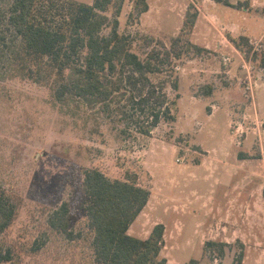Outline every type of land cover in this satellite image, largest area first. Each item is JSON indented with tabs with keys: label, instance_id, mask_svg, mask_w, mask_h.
Instances as JSON below:
<instances>
[{
	"label": "rangeland",
	"instance_id": "obj_1",
	"mask_svg": "<svg viewBox=\"0 0 264 264\" xmlns=\"http://www.w3.org/2000/svg\"><path fill=\"white\" fill-rule=\"evenodd\" d=\"M160 1V8L152 16L154 25L146 19L142 24L135 0H125L119 16V30L128 35L132 51L141 58L153 49L162 52L164 71L152 78L168 80L170 96L180 95L176 120L162 121L145 135L97 105L57 101L49 84L31 77L20 56L21 39L7 22L11 1L0 0V194L15 209L12 223L0 235V252L10 250L13 259L2 264H99L94 231L82 208L87 168L100 169L112 178L136 172L140 183L153 188L142 218L129 232L147 237L155 222L164 223L160 256L167 259L166 264H187L192 258L199 264H236L240 240L227 243L221 253L220 245L207 242H226L214 232L222 231L225 224H213L209 216L198 222L196 215L183 206L199 209V199L214 197L224 202V177L217 181L209 171L216 156L212 153L205 157L203 148L235 146L233 125L245 118L241 107L235 105L230 106L236 112L232 119L224 108L209 115L205 97L206 91L217 84L219 93L225 87L233 88L234 100L241 95L249 98L240 56L233 46L195 43L194 27L182 29L187 19L182 17V7L188 0ZM114 9L107 13L111 16ZM196 10L191 3L185 14ZM214 28L215 37H223L225 31ZM178 37L180 41L174 44ZM173 44L181 56L166 58L165 50L172 51ZM243 48L237 47L239 51ZM263 53L255 60L256 79L263 69L259 61ZM225 55L232 56L231 64H224ZM175 76L177 90L169 81ZM255 101L256 111L264 119V85H256ZM254 108L251 100L248 111L254 114ZM123 128L130 133H123ZM65 208L70 225L68 232H61L51 226L50 218L56 210Z\"/></svg>",
	"mask_w": 264,
	"mask_h": 264
},
{
	"label": "trees",
	"instance_id": "obj_2",
	"mask_svg": "<svg viewBox=\"0 0 264 264\" xmlns=\"http://www.w3.org/2000/svg\"><path fill=\"white\" fill-rule=\"evenodd\" d=\"M10 1L7 22L21 39L20 56L24 66L37 82L50 85L57 101H72L76 106L97 105L107 115H118L145 135L162 121L176 120L180 95L170 96L168 80L152 78L164 71L162 52L153 49L141 58L132 51L128 35L119 30V16L125 0H94L93 3L81 0ZM215 1L246 7L250 0L236 4L231 0ZM111 7L115 9L110 16L107 12ZM148 9L147 0H135L137 14ZM197 15V10L187 14L182 29L191 30ZM106 28H110L107 33ZM232 40L239 48L250 45L245 36ZM173 41L178 44L180 37ZM174 44L171 48L174 52L165 50L166 58L172 54L177 58L181 56ZM259 61L264 67V53ZM169 81L177 90L178 77ZM210 92L211 88L206 91L207 94ZM122 132L130 133L127 128ZM151 192L150 186L140 183L136 172L123 178H112L97 168L84 171L82 208L94 231L93 245L99 264L167 263V259L160 256L164 245V223H157L146 238L129 233ZM14 215L13 205L0 194V235L10 226ZM50 224L61 232H68V210H56ZM207 243L220 245L221 253L228 246L223 241ZM243 257L241 250L236 264H242ZM12 259L10 250L0 252V264ZM187 264H199V260L192 258Z\"/></svg>",
	"mask_w": 264,
	"mask_h": 264
},
{
	"label": "crops",
	"instance_id": "obj_3",
	"mask_svg": "<svg viewBox=\"0 0 264 264\" xmlns=\"http://www.w3.org/2000/svg\"><path fill=\"white\" fill-rule=\"evenodd\" d=\"M147 1L149 9L141 14L140 19L142 24L146 19L154 25L152 16L157 13L161 1ZM188 1L189 3L182 7L184 13V15L182 13V17L186 16L185 9L189 4L192 3L196 6L198 15L194 24V32L197 34L194 37L195 43H201L205 47L233 46L236 50L237 45L232 38L240 36H245L249 40L264 38V0H250L246 7H233L215 0ZM239 1L244 2L245 0H231L235 4ZM214 26L225 31L223 37H215ZM262 68L258 73V79H256L257 86L264 85V67L262 66ZM213 86L215 88H212L213 90L211 89V92L205 97L210 105L209 115L224 108L228 117L232 119L236 112L230 106H240L241 114L245 119L244 121L240 119L241 122L239 121V123L246 132L239 137L237 132L231 130L234 142H236L235 146H227L221 149L212 148L211 150L203 148L205 157H209L212 153L216 156L217 161L212 162L209 171H211L212 177L217 178V181H221V178L224 177L222 179L226 186L223 191L224 202L218 201L215 197L199 199V209L190 210L186 204L183 208L185 211L195 214L198 222L201 221L202 217L209 216L212 218L213 224L224 223L222 231L225 233L217 229L214 232L217 236L221 235V239L229 244L237 239L240 240L241 250L244 252L242 264H259V259L261 260L260 264H264V119L256 111L255 94L252 99L240 94L241 97L234 100L233 88L225 87L222 89L224 91L219 93L221 89L217 84ZM251 100L255 106L254 114L248 111ZM246 122L252 124L248 125ZM151 190L153 191V188ZM150 201L151 199L130 228L142 218ZM157 223L160 222H155L154 226ZM217 236L213 237L217 238Z\"/></svg>",
	"mask_w": 264,
	"mask_h": 264
},
{
	"label": "built area",
	"instance_id": "obj_4",
	"mask_svg": "<svg viewBox=\"0 0 264 264\" xmlns=\"http://www.w3.org/2000/svg\"><path fill=\"white\" fill-rule=\"evenodd\" d=\"M249 44L248 48H243L240 51L238 49L236 50L240 56V67L244 75L245 92H247V95L252 99L257 85L254 74L255 60L256 56L264 51V38L261 37L257 40H249ZM232 61L231 55L223 56L224 64L229 65ZM233 129L234 132L239 134V137L245 133V130L241 128L240 123L236 125L234 124Z\"/></svg>",
	"mask_w": 264,
	"mask_h": 264
}]
</instances>
